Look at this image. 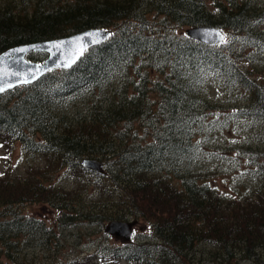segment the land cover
<instances>
[{"label":"trees","instance_id":"16d2710c","mask_svg":"<svg viewBox=\"0 0 264 264\" xmlns=\"http://www.w3.org/2000/svg\"><path fill=\"white\" fill-rule=\"evenodd\" d=\"M263 24L264 0L6 2L0 54L89 29L113 36L72 69L0 96V141L46 163L45 172L39 164L24 178H0V264H22L39 236L48 251L58 242L22 216L34 204L60 212L63 227L145 220L152 242L113 254L131 264H264V84L242 63L264 53ZM198 26L220 28L226 42L179 34ZM211 86L237 106L221 121L209 119L220 106ZM245 119L256 143L238 141V157L219 144L214 154L202 148L216 127ZM213 156L237 164L234 195L219 193L213 171L200 167ZM85 159L103 162L105 174L84 168ZM55 173L60 181L50 184ZM91 187L99 191L86 198Z\"/></svg>","mask_w":264,"mask_h":264},{"label":"rangeland","instance_id":"374dc122","mask_svg":"<svg viewBox=\"0 0 264 264\" xmlns=\"http://www.w3.org/2000/svg\"><path fill=\"white\" fill-rule=\"evenodd\" d=\"M12 0H0V9L4 7V4ZM33 2V0H31ZM61 3L73 2L74 0H56ZM210 8H213L212 3L209 1ZM264 31V24L261 26ZM187 29H182L179 34H185ZM225 33V32H224ZM227 37L225 38V43ZM221 43V44H223ZM28 57L31 62L43 63L48 56L44 53H33ZM243 66L248 68L251 72L255 74V78L262 84H264V53L255 56L249 61H243ZM156 76V75H155ZM159 78L158 76H156ZM211 91H208L210 97L218 100L220 105L218 109L214 110L215 115L209 119L216 118L222 120V117L226 114H232L235 110L232 107H237L230 101V96L225 97L224 93L217 90L214 86L210 87ZM152 100H157L156 94H152ZM220 98L223 100L220 101ZM217 103H215L217 105ZM212 112V111H211ZM231 116V115H230ZM244 123H247L245 119L238 120L237 124L231 122V126L227 131H222L216 127L213 134L210 135V141L206 146L202 148L206 151L219 144L221 146V151L230 153L233 158L238 157L235 152V145L239 142H245L247 146L249 144H255L256 139L252 138V134L244 129ZM207 137L204 134L202 137ZM201 139V137H200ZM231 150V152L229 151ZM212 159V157L210 158ZM203 160L202 170L213 171L214 176L208 179L212 184H214L218 192L221 194L234 195L233 185L237 179V172L235 171L237 164H232L230 160H219L217 157L213 156L212 160ZM41 164L39 158L33 159L26 156L23 151L21 144L19 143H4L0 141V178L5 176H14L16 179H21L26 176V169L30 167H36ZM42 172H45L46 163L41 165ZM243 169V168H242ZM60 174L55 173L52 176L50 184L58 183L60 181ZM66 186L70 187L74 185V182L70 179L65 181ZM92 188L95 190L92 192ZM98 189L91 187L89 191L84 192V196L89 198V196L96 195ZM101 198L95 197L94 200L98 202ZM22 216L26 218L36 219L43 222L47 229L58 238L56 244H50L51 251L45 249V245H40L44 241L43 236H39V239L35 243V248L24 249L20 254V258L17 259L20 263L24 264L26 262H32L33 258L37 256V261L41 264H131L127 261L126 257L120 258L121 254H125L128 246L139 245L146 242H152L151 230L149 225L145 220H139L138 225L134 229L133 242L125 244L121 240L115 237L106 235L104 232V226L95 225L93 223H88L87 221H82L70 227H63L60 223V212L54 210L49 205L45 206L43 204L27 205L22 207ZM130 220H134L131 218ZM136 220V219H135ZM58 245V248L56 247ZM117 252L119 255L115 257L113 254ZM50 263L48 262V260ZM117 258V259H114ZM201 258V257H199ZM13 264V262L11 263ZM204 264V263H200Z\"/></svg>","mask_w":264,"mask_h":264},{"label":"water","instance_id":"95a60500","mask_svg":"<svg viewBox=\"0 0 264 264\" xmlns=\"http://www.w3.org/2000/svg\"><path fill=\"white\" fill-rule=\"evenodd\" d=\"M188 37L205 45H219L224 42V32L215 26H198L186 30ZM112 32L103 29H91L67 38L26 44L11 48L0 54V95L21 86L37 83L46 74L53 70H70L85 55L97 46L104 44ZM223 37V39H222ZM55 45H59L56 47ZM23 49V51H20ZM44 52L48 58L44 63L29 62L30 53ZM83 167L105 174L103 162L96 159H85ZM138 225V220H113L104 226L106 235L122 240L124 243L132 242L133 229Z\"/></svg>","mask_w":264,"mask_h":264},{"label":"snow or ice","instance_id":"6c2138e0","mask_svg":"<svg viewBox=\"0 0 264 264\" xmlns=\"http://www.w3.org/2000/svg\"><path fill=\"white\" fill-rule=\"evenodd\" d=\"M223 39V37H222ZM56 47H59V45H55ZM20 51H23V49H21ZM4 89L3 88H0V91H3Z\"/></svg>","mask_w":264,"mask_h":264}]
</instances>
